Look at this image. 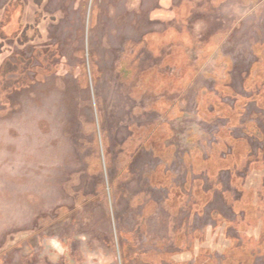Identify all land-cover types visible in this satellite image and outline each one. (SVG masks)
<instances>
[{"label": "rangeland", "instance_id": "rangeland-1", "mask_svg": "<svg viewBox=\"0 0 264 264\" xmlns=\"http://www.w3.org/2000/svg\"><path fill=\"white\" fill-rule=\"evenodd\" d=\"M10 9L34 39L0 41V264H195L182 244L204 231L196 248L224 264L229 238L258 235L264 0H0V24ZM21 59L28 84L4 89ZM208 96L244 98L238 119ZM224 131L258 170L220 163Z\"/></svg>", "mask_w": 264, "mask_h": 264}, {"label": "trees", "instance_id": "trees-1", "mask_svg": "<svg viewBox=\"0 0 264 264\" xmlns=\"http://www.w3.org/2000/svg\"><path fill=\"white\" fill-rule=\"evenodd\" d=\"M12 10H8L7 14H8V19L6 22L1 23L0 24V41H4L5 39L8 38H17L19 44L23 45L25 43H28L30 41H32L34 39V37H29L27 34V29L26 27H23L21 24V20L20 18L16 21H11L10 18V14H11ZM10 18V19H9ZM12 23V24H11ZM2 42H0V46H1ZM54 55H56V52H52L49 51L47 53L42 52V51H38L35 54V57L37 59L43 58L44 61H46V59L49 61L50 59H52L54 57ZM21 65H16L13 64L9 61H7L5 64L2 65V75L4 77H7L10 74H20L22 75L21 78L17 79V80H4V84L5 87L4 89L7 88H16V89H22V87H24L25 85L28 84V80L26 78V71L30 68H32V63L33 60H24L21 59ZM49 66L51 64H48ZM51 68V66H50ZM52 71V68L51 70ZM222 91L225 92V94H229V93H233L231 89L226 88V87H221ZM207 98V103L213 102L214 105V110L212 113H208L209 115H214V116H219L222 114V116L228 117L230 122L233 123L234 121H236L239 117V114L241 112L240 107L245 103L244 98L242 97H235V99L238 101V103H236V106L234 108L229 107L228 105H225L221 102V100L216 99L215 97H206ZM259 103L264 104V89L262 91H260L259 95ZM204 110V108H203ZM202 111V109H201ZM257 130V127L255 125H251L248 127V131L249 132H254ZM157 137V133L154 134V132L151 133V137L149 138L150 142H154L156 140ZM222 138H223V142L224 147L227 148L230 144L232 146L233 149V153L231 152L228 155V159L227 161H220V163L224 166H237L238 164H241L243 161H245L246 159H249V144L246 141H238L232 138V136L230 135V132L228 131H224L222 134ZM235 157V158H234ZM250 163H253L252 167L254 166V170H258L259 169V164L252 159H249ZM218 162V161H217ZM216 160L214 158H211L208 162L209 165H207L209 168H211V170L215 171L216 167H217V163ZM256 163V164H254ZM235 166V167H236ZM260 170H264L262 168H260ZM252 198V196H251ZM248 211H247V216L248 214L252 215V210H253V206L251 204V206H248ZM249 220V219H248ZM244 223L246 222V224H249V221L247 222V219L245 221H243ZM262 222V226H258V228L260 229L258 235H246L245 238V242L244 244H238V241H235L231 238H229L231 240V244L230 247L226 250L225 253V262L224 264H253L255 257L257 256V251H261L262 253H264V217L261 219ZM225 224L228 227H231L233 225V227H235V225L237 226L238 224L234 223H228L225 222ZM242 227V228H241ZM240 228L243 229V231L245 229H247L246 225L242 224ZM207 233H205V231L203 233L200 234H191L189 237L184 238L185 240H187L189 242V245L185 246V242L182 244V248L184 249V253H189L192 254L193 259H195V264H215L214 260L211 258H209L208 256H206L208 253H210L209 251H207V249L204 248H196L197 245L196 243L203 245L206 244L205 240L203 239V237H206ZM126 238L128 239L127 242H130L131 244L133 243L134 237L131 235L126 236ZM112 247L114 249V243L112 242ZM121 254L123 255V259L125 260V262H129L131 260V257L128 256L127 251H121ZM174 254H163L162 257L164 259H170V256L172 257ZM139 257V256H136Z\"/></svg>", "mask_w": 264, "mask_h": 264}]
</instances>
